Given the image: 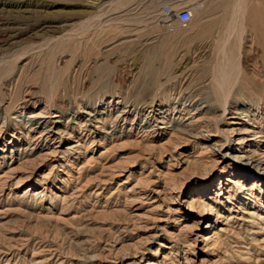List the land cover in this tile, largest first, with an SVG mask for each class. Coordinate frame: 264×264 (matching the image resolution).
<instances>
[{"label":"rangeland","instance_id":"rangeland-1","mask_svg":"<svg viewBox=\"0 0 264 264\" xmlns=\"http://www.w3.org/2000/svg\"><path fill=\"white\" fill-rule=\"evenodd\" d=\"M134 2L140 4L133 9L130 5ZM213 3L211 0H0V19L9 21V27L15 26L12 31L0 29V56L13 55L0 68V121L18 113L36 120H54L52 115L56 111L83 120L88 117L84 105L90 107L96 102V106L107 108L126 105L131 109L128 119L139 111L141 122L150 108L162 102L178 99L180 105L182 99L193 95L197 102L210 106L220 92L225 91L230 99L241 83L260 88L264 84V40L248 30L245 17L236 13L230 16L234 18L231 23L225 14H229L228 9L221 14L223 11L214 10ZM171 7L193 8L191 20L184 27L171 29L168 22L160 21ZM36 22L51 24L55 31L29 36ZM8 33L16 36L9 42L2 41ZM18 74V86L8 93V84ZM185 85L191 86L186 87L189 90L183 89ZM23 95L29 98L26 108L11 106L4 110L7 101L19 102ZM227 120L218 122V126L225 128ZM12 122V119L5 121L8 132L12 130ZM151 125L156 128L164 124L152 122ZM121 141L126 140L117 142L122 144ZM103 142L96 146L98 152L107 145ZM137 142L140 146L157 147L161 141L148 137ZM184 145V156L193 158L199 146L193 148L190 142ZM140 146L126 143L116 148L109 153L111 163L119 161L121 155H140ZM236 147L233 143L228 154H234ZM157 149L105 184L93 179L104 160L96 164L84 163L85 156L76 158L71 167L63 165L65 168H53L48 173L49 188L44 192L40 189L41 176L50 170L51 164L40 162L42 168L30 164V179L35 186L25 190L26 183L20 193H15L13 182L0 186V264H144L147 261L202 264L205 242L199 237L189 253L183 252L181 243L185 239L182 237L181 242L175 243L170 234L172 227L181 223L179 215L166 211V203L160 210L147 213L151 217L140 223L125 224L131 212H122L124 203L132 197L130 189L139 177L151 170L150 178H157L159 185L151 184L147 188L150 195H156L154 191L165 182L180 183L175 206L182 214L186 212V199L192 195L196 180L210 169V165L200 164L176 168L174 159H183V154L179 157L175 153L174 159L168 155L158 158ZM3 170L0 167V174ZM165 173H173V178L163 177ZM213 173L216 176L218 170ZM147 206L142 205L141 212ZM221 211L224 216L219 219L225 220L229 213ZM233 214L239 216L240 209ZM159 218L164 220L157 221ZM210 220H214V215L205 214L201 219L192 218L185 223L191 232L199 231L211 237L219 224L205 228ZM247 225L233 227L221 240L223 245L217 244L215 251L220 256L217 264H264L261 247L264 234H257L259 243L253 242ZM254 225L252 230L258 229ZM146 226L149 228L143 230ZM150 233L153 237L143 238ZM162 244L168 247L173 244V251ZM163 255L168 259L164 260Z\"/></svg>","mask_w":264,"mask_h":264},{"label":"bare ground","instance_id":"bare-ground-1","mask_svg":"<svg viewBox=\"0 0 264 264\" xmlns=\"http://www.w3.org/2000/svg\"><path fill=\"white\" fill-rule=\"evenodd\" d=\"M211 2L213 3L212 0ZM214 2V10L217 12L228 9L227 11L229 14L227 12L225 13L229 16V18L226 16L227 20L236 13L239 14V17H245L249 28L248 30L253 32L255 36L257 33V36H259L261 40H264V0H214ZM100 4H102V2H100ZM137 4L140 3L134 2L130 7H136ZM179 10L180 9L177 10V8L171 7L169 12L164 13L166 15H162L163 17L160 21L163 23L168 22V26H170L172 22L174 24L175 16ZM189 10L193 12V8ZM222 13H224V11L221 12V14ZM240 13L242 15H240ZM223 17H225V15ZM1 20L2 19H0V29L5 30L9 28L10 31H12L15 27H9L8 25H11L9 21ZM230 20L229 21L232 23L234 18ZM36 23L38 25H32L31 29L29 28V36H35L40 32V35H44L55 31V27L51 24H45L43 22ZM244 28L247 27L245 26ZM242 30L247 31L243 28ZM9 33L7 35L5 34L6 36L2 41L10 40L11 37L16 36L15 33L17 32L14 34ZM5 54H1L0 56V68H2L9 58L7 56L10 54ZM12 56H10V58ZM230 67L231 65L229 69ZM6 70L4 72H6ZM216 72L215 70V74L217 75ZM222 72L223 70L221 71V75ZM19 78L20 76L18 74L16 79L13 78L14 81L10 80L11 82L8 84L9 88L7 89L8 93L13 91V86H16ZM217 82L218 81H216V83ZM216 83L215 86L217 85ZM186 87L189 86L185 85L183 89H188ZM216 87L218 89V86ZM191 96L193 97V95ZM191 96L189 95L187 99H182L180 105L177 104L178 99L175 101L173 100L172 103L169 101L159 103L155 108H150L141 122H139V111L134 112L132 119H128L131 109L126 105L121 107L108 105L109 107L107 108V106H96V102L90 107L86 104L84 105L85 108H88L86 111L88 117L83 120H80L77 115H71V117L63 111H56L52 115V117L55 118L54 120H36L17 112L18 114L16 116L9 117V119L13 120L12 130L10 132H8L7 123H5V121L7 122L9 119L0 121V167H4V170L0 174V186L7 185L8 182H13L12 188L15 193H20L23 186L28 183V187L25 188V190H28L35 186L30 179V173L32 171V169L31 171L28 169L30 164H32L33 168H42L43 165H41L40 162L48 161L51 164L50 170L41 176L43 186L40 189L44 192L49 188L48 173L53 168H65L63 165L71 167V165H73L72 162L74 163L76 158L79 159L83 156L86 157L85 160H83L84 163L97 162L96 164H100V160H104L101 163L100 172L97 173L93 179L99 181L101 184H105L108 182L109 178L115 179V177L122 175L123 172L132 168L138 159L151 155L153 151L155 152L156 148H158V158L168 155L172 159L175 153H178L179 157L182 156L183 151H186L184 144L190 142L193 148L195 145L199 146L197 153L191 159H187L184 154L183 159L180 158L175 160L173 158L175 165H172L176 168L181 167L183 164H185L187 168L195 164L210 165V169L199 177L200 180H196L194 189H191L192 195L186 199V212L180 214V208L175 206L177 195L180 192V183H176V185L174 182H165L161 189L160 186L159 190L154 191L156 195L148 194L147 188H149L151 184L158 183L159 185L157 178H150L152 173L151 170L143 175V177H139L132 185L130 190L133 192V195L127 202L125 201L126 203H124V205H126L122 212H131L129 215L130 217L125 220V224L128 225L131 221L136 224L137 222L140 223L143 219L151 217L148 216L149 214L147 213H154L153 211H156V209L160 210L159 207L166 203V211L169 212L171 210L174 214L179 215V221H181L178 227H172L174 230L170 232L172 238H174V242L177 243L179 240L181 242V238L183 237L185 241L181 243L182 250L185 249L183 252L189 253V249H191L194 244L197 243L198 238L201 237L203 242H205V246L202 249L205 255L201 257L200 263L217 264L220 261V256L218 252L215 251V249H217L216 246L217 244L219 246L220 242L221 245H223L221 240L225 239L224 236H226L227 233L234 230L233 227L240 228L243 223H246V225L248 224L247 226L250 227L248 230L252 235L253 242L258 240L257 234H264V84L258 88L241 83L230 99L227 97L225 91L224 93L220 92L219 96L215 97V101L213 100L214 103L210 104V106L203 104L204 102L202 101L197 102L198 99L194 97L193 99ZM28 101L29 98H26V96L20 98L19 102L7 101L4 110H9L11 106L13 108L20 106L24 109ZM50 107L53 108L54 106L51 105ZM202 111V115L199 116ZM225 119H228L225 123L226 127L220 128L218 122H223ZM152 122H160L164 125L154 128L151 125ZM233 135L236 136V138H234ZM162 136H166L165 139L162 140ZM148 137H151L153 140H160L161 142L157 147L153 145L140 146V143L137 142L141 140L144 141V139ZM120 140H126L124 142L127 144L140 146V155H121L118 159L119 161L111 163L109 153L123 144H126L122 141V144L117 142ZM101 141H104L103 143L106 142L107 145L101 147V150L98 152V147L96 146L98 144L101 146ZM233 143L237 146L236 152L229 155L228 151ZM188 149L187 147V150ZM190 150L191 149H189L188 152L191 153ZM80 167H82V165H80L79 168ZM80 170L82 169L80 168ZM214 170H218L216 176H213ZM166 175L173 178V173H165L163 177ZM223 177H225L224 180H222ZM66 198L67 197L64 196V199ZM221 198H224L226 202ZM232 200H234V203L231 202ZM144 204H148V206L144 212H141V206ZM234 207H236V209H234ZM223 209L226 210L224 212L229 213L225 217V220L219 219L224 216L223 211H221ZM239 209L240 215H234L233 212ZM205 214L214 215V220L208 221L209 224L206 223L207 225H205V228H210L214 226L215 223L219 224L211 237H209L208 234L202 235L199 231L191 232V227L185 223V220L192 218L201 219ZM156 220L161 221L164 219L159 218ZM254 224H256V226L258 225V229L252 230ZM156 226H158V224H156ZM147 228L149 227L146 226L142 229L146 230ZM151 236L153 237V233L143 238L146 239ZM213 239L215 241L209 244ZM263 240L262 236L261 241L263 242ZM258 241L257 243H259ZM261 241L260 243H262ZM162 246L173 251V244L170 247L164 244H162ZM261 247L262 250H264V245ZM167 255H163L164 260L168 259ZM185 260L186 262L187 260L189 261L187 257H185ZM144 264L155 263L147 261Z\"/></svg>","mask_w":264,"mask_h":264},{"label":"built area","instance_id":"built-area-1","mask_svg":"<svg viewBox=\"0 0 264 264\" xmlns=\"http://www.w3.org/2000/svg\"><path fill=\"white\" fill-rule=\"evenodd\" d=\"M191 20V12L188 8L180 9L175 16V23H170L171 29L173 27H184Z\"/></svg>","mask_w":264,"mask_h":264}]
</instances>
